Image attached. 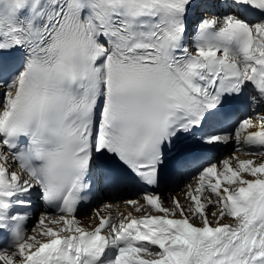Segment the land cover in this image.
Instances as JSON below:
<instances>
[{"label":"snow or ice","instance_id":"6c2138e0","mask_svg":"<svg viewBox=\"0 0 264 264\" xmlns=\"http://www.w3.org/2000/svg\"><path fill=\"white\" fill-rule=\"evenodd\" d=\"M0 264H264V0H0Z\"/></svg>","mask_w":264,"mask_h":264},{"label":"bare ground","instance_id":"6f19581e","mask_svg":"<svg viewBox=\"0 0 264 264\" xmlns=\"http://www.w3.org/2000/svg\"><path fill=\"white\" fill-rule=\"evenodd\" d=\"M164 189H162L160 192H161V195H162V191H163ZM172 193V195H175V194H177V192H169V194H171ZM179 193V192H178ZM123 194V199H127V198H134V197H132V196H130V195H127V196H125V193H122ZM125 196V197H124ZM179 196H180V194H179ZM162 197H163V195H162ZM180 198H183L182 196H180ZM103 199H107V197L106 196H104L103 195ZM123 199H121V200H119L117 203L115 202L116 201V195H114V198L112 197H110V200L111 201H114L115 202V204L113 203V202H111L110 200H108L107 202H103V203H109V204H112L113 206H115L116 207V209H115V212L117 213V216L119 217V219L120 218H122L121 217V213H123L124 215H126L129 211H131V209L128 207V205H126L125 203H123ZM102 204V203H101ZM100 207H101V205H100ZM100 207L99 206H95L93 209H92V211L91 212H84L85 214H83L82 216H80L81 218H89L90 219V217H92V215H93V213L97 210V209H100ZM111 210V208L110 209H107L106 211H110ZM134 215H138V214H136V213H133ZM225 222H229V221H225ZM81 223L84 225V226H86L87 227V225H92V226H94L95 225V223H96V221H94V220H90V222L87 224V221L86 220H82L81 221ZM87 224V225H86Z\"/></svg>","mask_w":264,"mask_h":264},{"label":"rangeland","instance_id":"374dc122","mask_svg":"<svg viewBox=\"0 0 264 264\" xmlns=\"http://www.w3.org/2000/svg\"><path fill=\"white\" fill-rule=\"evenodd\" d=\"M162 195H163V196H164V195H167V194H166V190H163V191H162ZM169 197H171V195H169ZM118 198H119V197L117 196L116 199H118ZM181 199H182V198H181Z\"/></svg>","mask_w":264,"mask_h":264}]
</instances>
